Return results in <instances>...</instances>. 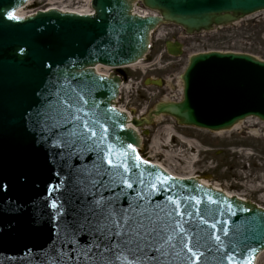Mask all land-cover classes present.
<instances>
[{
	"label": "water",
	"instance_id": "water-1",
	"mask_svg": "<svg viewBox=\"0 0 264 264\" xmlns=\"http://www.w3.org/2000/svg\"><path fill=\"white\" fill-rule=\"evenodd\" d=\"M132 1L92 0L93 14L49 9L22 18L13 12L26 0H0V264H73L66 257L58 260L57 253L67 240L64 225L87 212L81 189H90L92 179L104 181L110 190L100 192L115 196L119 207L129 209L131 203L133 214L151 218L165 252L160 264L189 259L253 264L264 249V209L142 160L135 149L139 134L111 105L120 78L93 69L142 58L149 31L158 23H175L187 33L208 30L261 12L264 0H141L159 17L131 14ZM167 48L179 52L171 44ZM181 78V101L158 102L146 117L130 123L149 125L163 113L209 131L229 129L247 116L264 122V60L211 50L191 56ZM81 95L87 103L76 105L78 115L93 121L97 132L87 141L72 136L78 126L58 115H67V97ZM109 152L113 163L123 166H109ZM97 170L107 175L98 176ZM53 201L57 208L50 206ZM180 226L190 247L198 242L202 259L171 247L181 236ZM75 239L82 252L92 236L85 228Z\"/></svg>",
	"mask_w": 264,
	"mask_h": 264
},
{
	"label": "rangeland",
	"instance_id": "rangeland-1",
	"mask_svg": "<svg viewBox=\"0 0 264 264\" xmlns=\"http://www.w3.org/2000/svg\"><path fill=\"white\" fill-rule=\"evenodd\" d=\"M83 2L82 0H34L28 8L20 10L19 13L24 14L26 10L29 12L54 3L60 7L75 8L85 4ZM169 26L174 32L182 35L181 29L172 28L173 25H165L162 30H168ZM218 32L227 34L223 36L224 39H228L226 48L241 49L238 42L248 40L250 43L243 45L246 46V51L264 60V11L246 16ZM167 36L166 34L164 38ZM234 36L238 45L232 46L230 42ZM180 39L183 41L185 51L179 58H170L165 53L158 61L156 57L160 55L161 50L159 49L157 53L156 50L160 48L159 45L163 40L155 41L145 60V67L123 69L127 78L118 105L130 111L132 116L144 115L156 102L171 99L170 95L173 96L177 89L175 79L188 54L223 45L219 42V38L210 34L183 35ZM203 42L204 46H202ZM169 59L177 60L179 64L163 67L164 61ZM153 77L162 81L161 86L143 83L145 78ZM168 127L174 130L175 135L166 141L165 131ZM140 132L143 145L140 151L142 157L162 163L175 174H184V171L192 169L207 181L219 185L222 190L233 194L239 193L245 197V200L264 207V190L251 189L257 184H264V123L257 118L242 122L238 129L215 133L184 127L174 118L163 114L156 117L150 125L141 127ZM180 136L193 141L194 146L183 142ZM153 138L161 142L158 151L151 147L150 142ZM242 149L251 151L253 155L244 156ZM257 264H264V253Z\"/></svg>",
	"mask_w": 264,
	"mask_h": 264
},
{
	"label": "snow or ice",
	"instance_id": "snow-or-ice-1",
	"mask_svg": "<svg viewBox=\"0 0 264 264\" xmlns=\"http://www.w3.org/2000/svg\"><path fill=\"white\" fill-rule=\"evenodd\" d=\"M87 103L84 97H67L66 98V113H59L66 123H75L78 126V131L71 133L72 136L79 140L87 141L89 138H94L97 135L93 127V121H85L78 115L80 109L76 107L78 103ZM75 109V111H73ZM99 125V121H95ZM53 124V127H56ZM131 147V145H129ZM109 152L105 157L107 164L114 168H120L121 164H114ZM126 167V166H125ZM98 176L107 175V172L97 170ZM123 185L131 189L133 185L127 180L122 181ZM90 189L85 187L81 189L86 193L85 201L87 204V212L83 214V219L74 218L73 221L64 225V232L67 238L66 243L62 242L61 251L57 253L58 260L66 257L73 264H78L84 261L85 264H160V257L165 255L164 248L161 245V232L153 225L150 217L141 213L132 212L130 203L129 209H124L118 206V201L115 196L105 197L100 189L109 191L104 181L92 179L90 181ZM97 193L99 198H97ZM92 199L88 200L87 197ZM174 202V201H173ZM52 208H57L55 201L50 205ZM179 205L175 215H181ZM214 227V225H213ZM87 228L88 233L92 236V240L87 245V250L78 252L79 241L75 239L82 230ZM179 231L181 236L177 239L176 244H171V247L179 246L182 250L186 249L196 260L203 258V254L198 251L199 244L195 242L190 247L183 233L186 229L180 226ZM173 237H168L170 242ZM219 241V237L215 238ZM64 247H69V252H63ZM195 249V251H194ZM255 251L254 249L252 250ZM159 253V256L156 254ZM186 264H194V261L189 259ZM251 264V260L245 262Z\"/></svg>",
	"mask_w": 264,
	"mask_h": 264
},
{
	"label": "bare ground",
	"instance_id": "bare-ground-1",
	"mask_svg": "<svg viewBox=\"0 0 264 264\" xmlns=\"http://www.w3.org/2000/svg\"><path fill=\"white\" fill-rule=\"evenodd\" d=\"M86 1H88V0H86ZM21 10V9H20ZM20 10L18 9V10H16L14 13L17 15V16H22L19 12H20ZM78 12H82V11H84L85 13H87V12H90L91 11V9L90 8H88V6H85V7H83V8H81V9H78L77 10ZM26 13H27V10H26ZM25 14V13H24ZM143 65H142V62L141 61H138V64H132V65H129V67L130 68H134V67H142ZM101 66L100 65H96L95 66V70L97 71V72H99V73H103L102 71H101ZM103 68V67H102ZM180 82V81H179ZM178 87H180V89H178V91H179V97H180V94H181V92H180V90H181V85H180V83H178ZM250 118H256V117H251V116H247V117H245L244 119H242V120H239L238 122H236V124H234V125H232L229 129H227V130H220V132L221 131H228V130H233V129H238V127H240V125L242 124V122H245V121H248ZM258 119V118H257ZM259 120V119H258ZM261 121V120H260ZM262 123H264L263 121H261ZM218 132V131H217ZM165 135H166V141L169 139V138H171V136H173V135H175V133H174V130L170 127H168L167 128V130L165 131ZM180 138L182 139V141L183 142H186L187 144H189V146H194V142L193 141H190V140H187V139H185L184 137H182V136H180ZM165 141V142H166ZM151 143V147H153V148H155V150H159V146H160V144H161V142H159V141H157L156 139H152V141L150 142ZM196 145V144H195ZM238 152H240L239 150H238ZM243 152V151H242ZM243 155H244V153H242ZM245 156V155H244ZM246 157H247V155H246ZM153 162H155V161H153ZM155 163H157V164H159L160 166H162L163 168H165V170H167L168 172H170L172 175H175V176H181V177H191V176H193L194 175V171L192 170V169H189V170H187V171H184V174H175V173H173V172H171L166 166H164V165H162L161 163H158V162H155ZM203 184H205V185H208L209 183L207 182V179H204V178H201V180H200ZM264 181V180H263ZM252 190H254V191H260V190H264V184H257V186L255 187H253L252 186V188H251ZM231 193H233V192H231ZM230 192H227L226 191V194L228 195V196H232V194H231ZM263 253H264V251L260 254V256L258 257V259H256L257 260V262H256V264L258 263V260H259V258L261 257V255H263Z\"/></svg>",
	"mask_w": 264,
	"mask_h": 264
}]
</instances>
